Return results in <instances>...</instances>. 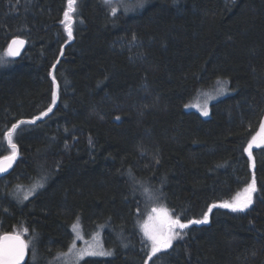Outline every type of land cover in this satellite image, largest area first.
<instances>
[{
	"label": "trees",
	"instance_id": "trees-1",
	"mask_svg": "<svg viewBox=\"0 0 264 264\" xmlns=\"http://www.w3.org/2000/svg\"><path fill=\"white\" fill-rule=\"evenodd\" d=\"M134 3L76 0L69 39L67 0H0V158L11 154L13 124L52 107L12 135L19 156L0 178V235L24 227L34 246L25 264H50L78 217L112 253L81 264H146L151 206L201 219L254 172L248 211L213 208L209 223L179 230L148 264H264V148L253 151L254 169L244 151L264 118V0H146L124 10ZM15 37L27 47L8 57ZM218 81L228 93L209 118L186 110Z\"/></svg>",
	"mask_w": 264,
	"mask_h": 264
},
{
	"label": "snow or ice",
	"instance_id": "snow-or-ice-1",
	"mask_svg": "<svg viewBox=\"0 0 264 264\" xmlns=\"http://www.w3.org/2000/svg\"><path fill=\"white\" fill-rule=\"evenodd\" d=\"M109 2V0H106ZM146 0H136L134 4H125L123 5L125 11L132 9H141L144 7ZM76 12V0H67V10L64 11V19L62 23L65 26V31L69 39H72L73 30L72 24L75 22L73 18V13ZM113 14H115V9H113ZM135 38V37H133ZM25 41L22 39H12L11 44L7 48L8 57H16L20 54L21 48L24 46ZM63 53L61 52V55ZM7 63V61L0 57V65ZM59 63V61H57ZM55 65H53V68ZM53 82L55 83V76H53ZM227 81H218L220 87L218 88V94H224L228 91ZM214 99L215 97H210ZM59 99V84H56V91L52 94V105L54 106L56 101ZM52 111V107H49L47 112L41 113L40 116L34 117L29 121H19L17 124H13L11 130L8 132V145L11 147V155L5 156L3 160H0V173L6 172L12 163L16 160L18 155V149L15 143L12 142V135L16 132L17 128L22 124H35L37 120L41 119L42 116H47L49 112ZM201 112L204 116H208V106L207 102L201 108ZM117 120L120 117H116ZM91 143V140L89 141ZM253 147L264 148V123L260 125V133L256 136H253L252 139L247 143V148L244 151L247 152L248 157L252 159V168H255V160L253 157ZM159 161H157L158 163ZM43 179L37 180L29 189L28 193L23 196L24 200L28 199L29 195L35 193L39 188L43 187ZM20 188L21 186H17ZM147 192V190H146ZM257 192V184L255 173L253 172L251 182L243 189V192L237 193L235 197L230 201H224L220 204H213L208 208V211L205 212L201 219H189L187 223H182L179 216L173 218L167 209H157L153 208L152 212L156 214V218H159L166 224V229L160 231L154 228L151 225V221L154 219L153 216H149V222H146L143 225L144 235L147 238V241H150L151 256H156L157 253L162 250H166L172 247V242L174 239L182 238L181 231L187 229L190 225L196 224H207L209 223V213L212 212L213 208H223L230 209L232 212H245L253 204L254 194ZM79 227V218L77 217V223L72 225L73 231H77ZM177 229L181 231H177ZM27 231V229H25ZM77 238L80 237L79 232H77ZM74 248V245H73ZM28 250V244L21 238L20 235H5L0 237V264H23L26 253ZM71 251V249H70ZM90 256H110L112 255L111 251L104 250L102 247L99 251H90L87 253ZM35 253H33V256ZM81 253L77 250V258L79 259Z\"/></svg>",
	"mask_w": 264,
	"mask_h": 264
},
{
	"label": "rangeland",
	"instance_id": "rangeland-1",
	"mask_svg": "<svg viewBox=\"0 0 264 264\" xmlns=\"http://www.w3.org/2000/svg\"><path fill=\"white\" fill-rule=\"evenodd\" d=\"M114 5H115V9H118L119 7V3L117 1L113 2ZM6 56H7V51H6ZM219 88V87H218ZM218 88L216 91H207L206 93H203V95H199L197 96L196 100L193 101L192 103H190L187 107H186V110H193V111H196L198 112L202 117L204 118H209L210 115H211V105L221 99L222 97H224L228 91L224 94H218ZM228 89V87H227ZM210 97H215L214 99L210 98ZM201 99V100H200ZM207 102V106H208V116H204L201 112V108L204 106V104ZM262 123H264V118H263V121ZM261 123V124H262ZM260 133V127H259V130L258 132L256 133V135H258ZM255 135V136H256ZM7 141H8V137H7ZM256 147H253V151ZM254 157V156H253ZM250 160V164H251V167H252V159L249 158ZM253 169V168H252ZM251 182V181H250ZM246 187V186H245ZM244 187V188H245ZM242 188L241 190H239L237 193H241L243 192V189ZM29 189V188H28ZM24 192V191H23ZM23 192H19L18 194H22ZM28 193V190L27 192H25L24 194H27ZM236 193V194H237ZM257 193V192H256ZM256 193L254 194V197H253V204L256 200ZM236 194L233 196L235 197ZM232 197V198H233ZM232 198L228 199V200H225V201H230L232 200ZM224 202V201H223ZM222 203V202H220ZM220 203H217L220 204ZM253 204L251 205V207L253 206ZM250 207V208H251ZM153 208H157V209H166L162 204L160 203H156L154 204L153 206L150 207V209L146 212V216L143 220V225L146 223V222H149V216H153L154 219L150 222L151 225L160 230V231H164L166 229V224L163 223V221L159 218H156V214L152 212V209ZM249 208V209H250ZM248 211V209L246 210ZM245 211V212H246ZM209 218H210V213H209ZM77 223V222H76ZM182 223H187V222H182ZM177 231H179V229H177ZM13 232H16V233H19L23 236H27L28 232L25 231V228L24 227H18V228H15ZM77 232H79L80 234V237L82 238H77ZM28 247H29V254H30V250H33L34 251V246H33V249L32 247L30 246V242H28ZM73 245H74V248H73ZM103 248L104 250L105 249V246H104V238H103V234H102V231H97L89 236H86L81 228V225L79 224V227L77 229V231H73V240L69 246V248L61 253V254H58L56 257H54L50 262V264H81V262L85 259V258H88V257H96V256H100V255H96V256H90L88 255L87 253L90 252V251H99L100 248ZM71 249V251H70ZM77 250H79V252L81 253L79 259L77 258ZM167 250V249H166ZM164 251V250H162ZM151 256V254H150ZM149 256V257H150ZM35 258L38 259V253L35 254ZM149 258L146 262V264L149 263ZM47 264H49V262H47Z\"/></svg>",
	"mask_w": 264,
	"mask_h": 264
},
{
	"label": "water",
	"instance_id": "water-1",
	"mask_svg": "<svg viewBox=\"0 0 264 264\" xmlns=\"http://www.w3.org/2000/svg\"><path fill=\"white\" fill-rule=\"evenodd\" d=\"M13 39H22V40L25 41L24 46H23V47L21 48V50H20V54H19L18 56H16V57H19V56L25 51V49H26V47H27V41H26V39L21 38V37H15V38H13ZM11 41H12V40H11ZM10 44H11V42L9 43V45H10ZM9 45H8V46H9ZM16 57H15V58H16ZM9 155H11V154H9ZM9 155H6V156H9ZM18 156H19V152H18L17 158H18ZM4 157H5V156L1 157L0 160H3ZM17 158H16V160H17ZM16 160L12 163L11 167H9L8 170H7L6 172H2V173H0V178H1L2 176H4V175L8 174V173L12 170V168H13V166H14ZM5 235H20L21 238L27 243L25 237H24L23 235L19 234V233H15V232H6V233L2 234L0 237H3V236H5ZM28 256H29V250H27V253H26L25 259H24V261H23V264H25V263L27 262V260H28Z\"/></svg>",
	"mask_w": 264,
	"mask_h": 264
},
{
	"label": "flooded vegetation",
	"instance_id": "flooded-vegetation-1",
	"mask_svg": "<svg viewBox=\"0 0 264 264\" xmlns=\"http://www.w3.org/2000/svg\"><path fill=\"white\" fill-rule=\"evenodd\" d=\"M5 233H6V232H5ZM3 234H4V233H3ZM1 235H2V234H1ZM1 235H0V236H1ZM28 250H29V248H28Z\"/></svg>",
	"mask_w": 264,
	"mask_h": 264
}]
</instances>
